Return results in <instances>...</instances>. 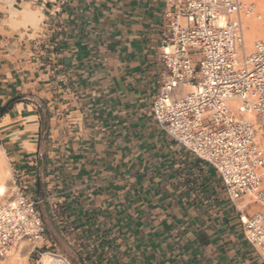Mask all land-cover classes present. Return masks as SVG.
I'll use <instances>...</instances> for the list:
<instances>
[{
  "label": "crops",
  "instance_id": "obj_1",
  "mask_svg": "<svg viewBox=\"0 0 264 264\" xmlns=\"http://www.w3.org/2000/svg\"><path fill=\"white\" fill-rule=\"evenodd\" d=\"M163 11L0 0L1 148L43 204L42 247L71 264H264L247 204L151 117Z\"/></svg>",
  "mask_w": 264,
  "mask_h": 264
},
{
  "label": "built area",
  "instance_id": "obj_2",
  "mask_svg": "<svg viewBox=\"0 0 264 264\" xmlns=\"http://www.w3.org/2000/svg\"><path fill=\"white\" fill-rule=\"evenodd\" d=\"M163 2L157 52L164 71L151 117L169 140L215 171L228 200L262 203L264 148L254 120L264 121V39L247 52L243 35V19L262 16L246 0ZM23 176L12 172L9 199L0 208V264L22 241L31 245L30 264H71L40 252L44 226ZM240 223L247 243L264 246V215L240 217Z\"/></svg>",
  "mask_w": 264,
  "mask_h": 264
},
{
  "label": "rangeland",
  "instance_id": "obj_3",
  "mask_svg": "<svg viewBox=\"0 0 264 264\" xmlns=\"http://www.w3.org/2000/svg\"><path fill=\"white\" fill-rule=\"evenodd\" d=\"M247 2L254 3L257 7L258 12L261 14L262 18L260 20H256L254 18H244L243 19V35H244V45L247 52H250L253 46V43L257 40L264 39V0H246ZM188 91V88L180 89V92ZM255 127H256V138L261 147L264 148V121L259 118H255ZM12 175V170L9 166L8 160L3 153V150L0 145V186L4 187V191L0 194V208L4 206L8 199V185L10 183ZM30 194L34 195L33 192L29 191ZM242 201V200H241ZM244 204H247V209L250 210V215L254 213H261L264 215V201L262 203H251L249 201L243 200ZM43 204H38V210L41 215L40 208ZM249 215V216H250ZM42 219V216H41ZM43 223V221H42ZM44 226V224H43ZM39 246V245H38ZM31 250L30 243L26 241H22L18 244V246L12 249L7 257L6 262L4 264H25V258H34L32 253L29 254ZM41 253L52 252L53 251L45 250L41 247ZM74 252V251H72ZM89 255L91 254L88 252ZM58 254V253H56ZM60 255V254H58ZM62 256V255H61ZM46 258V256H44ZM64 258H80L77 253L70 254L68 256H63ZM31 262V261H30Z\"/></svg>",
  "mask_w": 264,
  "mask_h": 264
},
{
  "label": "bare ground",
  "instance_id": "obj_4",
  "mask_svg": "<svg viewBox=\"0 0 264 264\" xmlns=\"http://www.w3.org/2000/svg\"><path fill=\"white\" fill-rule=\"evenodd\" d=\"M189 90V89H188ZM4 191V187L3 186H0V194H2Z\"/></svg>",
  "mask_w": 264,
  "mask_h": 264
}]
</instances>
